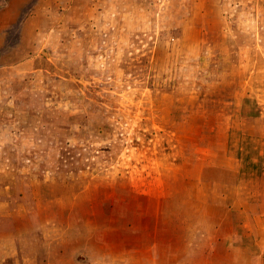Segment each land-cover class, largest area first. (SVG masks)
Instances as JSON below:
<instances>
[{"label":"rangeland","instance_id":"374dc122","mask_svg":"<svg viewBox=\"0 0 264 264\" xmlns=\"http://www.w3.org/2000/svg\"><path fill=\"white\" fill-rule=\"evenodd\" d=\"M0 264H264V0H0Z\"/></svg>","mask_w":264,"mask_h":264}]
</instances>
